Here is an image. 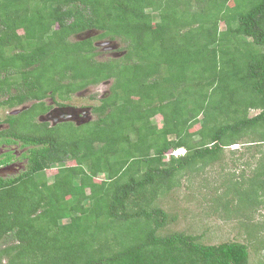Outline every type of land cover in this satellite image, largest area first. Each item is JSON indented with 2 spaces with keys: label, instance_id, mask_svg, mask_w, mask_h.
<instances>
[{
  "label": "trees",
  "instance_id": "16d2710c",
  "mask_svg": "<svg viewBox=\"0 0 264 264\" xmlns=\"http://www.w3.org/2000/svg\"><path fill=\"white\" fill-rule=\"evenodd\" d=\"M105 82L92 121L38 120ZM20 107L1 121L28 163L0 176V264H253L171 231L161 199L228 172L214 208L264 209V0H0V110Z\"/></svg>",
  "mask_w": 264,
  "mask_h": 264
},
{
  "label": "rangeland",
  "instance_id": "374dc122",
  "mask_svg": "<svg viewBox=\"0 0 264 264\" xmlns=\"http://www.w3.org/2000/svg\"><path fill=\"white\" fill-rule=\"evenodd\" d=\"M96 33L97 32L93 30L77 35L75 38L81 40ZM96 46L99 51L103 52V56L106 58H121L125 53L124 50H119V48L122 47L119 42L111 41V43H107L105 46L97 44ZM108 84V82L101 83L75 94L72 96L73 99L71 102H68V105L65 104V106L71 108V111L74 110L73 113H78L82 109L81 114H85L86 121H92L95 119V116L91 112V106L98 104L99 98L106 96ZM90 96H94L95 99H90ZM46 102L50 104V99H47ZM53 107L57 106L53 105ZM17 110H21V107ZM12 112L13 111L4 109L0 110V129L7 127V125L1 123V121L7 114H12ZM48 114L41 116L38 120L53 124L54 122L48 118ZM156 120L159 121L160 118L157 117ZM86 121L84 120L83 122ZM20 145V142L17 144H10V147H8V149L6 148L7 150L0 147V156L2 157L9 149H13L18 154L17 158H20L19 160L17 159L18 162L26 167L28 160L23 157L24 151H21L23 148H21ZM234 149H239V146L235 145ZM211 173L212 175H208L206 181H203L201 178H196V180L202 183V185L204 184V186H201L200 183L194 180L190 185L183 182L181 187L161 199V201H163L161 207L167 210L169 214L177 217L175 222L170 225L171 231H184L193 235H200L201 242L206 245H217L229 241L247 244L250 262L253 264L261 262L264 264V246L261 247L260 245L263 242L262 240H264V227L255 232L252 230V226L257 225L260 227L264 223V209H261L260 212L255 211L253 214L249 213V218L253 219L245 220L243 217L247 212L238 214L234 211L238 203L237 198L233 194L227 196V200L230 201V211L228 213L224 212L220 206L215 209L216 203L214 199L218 197V194L220 195L222 191H224L225 187L223 188L222 184L228 172ZM240 173L241 172H234L232 175L238 177ZM46 174L47 177L51 179L52 175L55 174V170H48ZM6 175L12 176L14 174L7 173ZM216 188H218L217 191H215ZM166 231L169 230L167 229Z\"/></svg>",
  "mask_w": 264,
  "mask_h": 264
},
{
  "label": "flooded vegetation",
  "instance_id": "af4514ba",
  "mask_svg": "<svg viewBox=\"0 0 264 264\" xmlns=\"http://www.w3.org/2000/svg\"><path fill=\"white\" fill-rule=\"evenodd\" d=\"M50 105H52V108H51L52 110L57 109V111H55L53 114L48 116V118L50 120H52L53 122H55L54 120H57L58 123L62 122V120H64L66 118V114H69V113H71L73 115V118H74L75 122H83V120L86 121V116H84L85 114L84 115L81 114L82 113L81 112L82 109L78 113H73L74 110L73 111H71V110H66V111L65 110H59V108H66L67 106L53 107V101L51 99H50ZM54 106H56V105L54 104ZM48 112L45 113L44 115H47ZM76 114H78V115H76ZM0 147L3 148V149H6V148L8 149V147H10V144L7 145V144H4V143H0ZM21 151L22 152L23 151L26 152L27 148H23V149H21ZM8 154H9V157L6 156ZM17 156H18V154L13 149H9V151L4 153L2 157L0 156V175H6L7 173H12L14 175H18L19 172H24L26 170L25 165L22 166L21 163L18 162V160L20 158H17ZM26 166H27V164H26ZM6 176H9V175H6Z\"/></svg>",
  "mask_w": 264,
  "mask_h": 264
},
{
  "label": "water",
  "instance_id": "95a60500",
  "mask_svg": "<svg viewBox=\"0 0 264 264\" xmlns=\"http://www.w3.org/2000/svg\"><path fill=\"white\" fill-rule=\"evenodd\" d=\"M109 44V43H111V41L110 42H108V41H102V42H98V43H96L97 45H103V46H105L106 44ZM114 45V44H113ZM59 110H71V108H68V107H66V108H59ZM19 111L20 110H16V111H13L12 112V114H17V113H19ZM55 111H57V109H55V110H52L49 114H48V116H50L51 114H53ZM84 113V112H83ZM76 115H78V114H76ZM55 122L53 123V124H56V123H58V121L57 120H54ZM57 121V122H56ZM62 121H74L75 122V120H74V118H73V115L71 114V113H69V114H66V118L64 119V120H62ZM84 121V120H83ZM88 121V120H87ZM77 124L78 123H82V122H76Z\"/></svg>",
  "mask_w": 264,
  "mask_h": 264
},
{
  "label": "clouds",
  "instance_id": "9594fccd",
  "mask_svg": "<svg viewBox=\"0 0 264 264\" xmlns=\"http://www.w3.org/2000/svg\"><path fill=\"white\" fill-rule=\"evenodd\" d=\"M21 109H23V107H21ZM17 109H14V110H11V111H16ZM14 115H16V114H14ZM42 116H44V115H42ZM41 117V116H40ZM39 117V118H40ZM65 122V121H64ZM71 122H74V121H71ZM59 123H63V122H59ZM59 123H56V124H59ZM76 123V122H75ZM56 124H52V125H56ZM77 124V123H76ZM235 146V145H234ZM234 146H232V149H234ZM184 154V149H178V150H176L174 153H173V155L174 156H178V155H183Z\"/></svg>",
  "mask_w": 264,
  "mask_h": 264
}]
</instances>
